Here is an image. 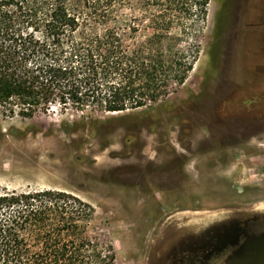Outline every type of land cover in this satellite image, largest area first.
<instances>
[{
	"label": "rangeland",
	"instance_id": "1",
	"mask_svg": "<svg viewBox=\"0 0 264 264\" xmlns=\"http://www.w3.org/2000/svg\"><path fill=\"white\" fill-rule=\"evenodd\" d=\"M190 27L193 68L156 103L112 113L54 104L31 117L0 106V192L78 195L94 209L89 235L112 247L113 264H145L175 225L198 236L223 215L260 210L264 0H209Z\"/></svg>",
	"mask_w": 264,
	"mask_h": 264
},
{
	"label": "trees",
	"instance_id": "2",
	"mask_svg": "<svg viewBox=\"0 0 264 264\" xmlns=\"http://www.w3.org/2000/svg\"><path fill=\"white\" fill-rule=\"evenodd\" d=\"M209 0H0V106L31 117L57 104L120 112L182 84L184 44ZM143 40H136L137 33ZM93 207L63 189L0 192V264H113L88 233Z\"/></svg>",
	"mask_w": 264,
	"mask_h": 264
},
{
	"label": "flooded vegetation",
	"instance_id": "3",
	"mask_svg": "<svg viewBox=\"0 0 264 264\" xmlns=\"http://www.w3.org/2000/svg\"><path fill=\"white\" fill-rule=\"evenodd\" d=\"M206 228L220 232L202 245V233L195 236L193 228L175 225L168 239L149 250L145 264H241L249 247L261 243L264 210L232 212ZM261 255L264 259V251Z\"/></svg>",
	"mask_w": 264,
	"mask_h": 264
},
{
	"label": "water",
	"instance_id": "4",
	"mask_svg": "<svg viewBox=\"0 0 264 264\" xmlns=\"http://www.w3.org/2000/svg\"><path fill=\"white\" fill-rule=\"evenodd\" d=\"M260 239L261 243L249 247V253L242 259L241 264H264V259L260 257L264 251V234L258 240Z\"/></svg>",
	"mask_w": 264,
	"mask_h": 264
},
{
	"label": "bare ground",
	"instance_id": "5",
	"mask_svg": "<svg viewBox=\"0 0 264 264\" xmlns=\"http://www.w3.org/2000/svg\"><path fill=\"white\" fill-rule=\"evenodd\" d=\"M258 209H264V203L263 204H260L257 206ZM231 229L233 228V226L230 227ZM229 228V229H230ZM230 229V230H231ZM219 229L216 228L214 229L213 231L209 230V228H205L203 231H202V236H200V239H201V242H202V245L206 244L209 239H211L214 235H218L219 234ZM220 238V236H219ZM221 239V238H220Z\"/></svg>",
	"mask_w": 264,
	"mask_h": 264
}]
</instances>
